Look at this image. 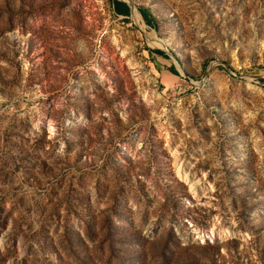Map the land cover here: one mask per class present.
I'll return each instance as SVG.
<instances>
[{
    "label": "rangeland",
    "instance_id": "374dc122",
    "mask_svg": "<svg viewBox=\"0 0 264 264\" xmlns=\"http://www.w3.org/2000/svg\"><path fill=\"white\" fill-rule=\"evenodd\" d=\"M113 1L0 0V264H264V0Z\"/></svg>",
    "mask_w": 264,
    "mask_h": 264
},
{
    "label": "trees",
    "instance_id": "16d2710c",
    "mask_svg": "<svg viewBox=\"0 0 264 264\" xmlns=\"http://www.w3.org/2000/svg\"><path fill=\"white\" fill-rule=\"evenodd\" d=\"M113 5H114V8H115V11H116L117 15L124 16V17L130 16L131 8H130V6L127 3L121 2V1H118V0H114L113 1ZM139 11L142 14V16L144 17V19L146 20L148 25L151 26V25L154 24L155 20L152 17V15L149 12V10H147L145 8H139ZM150 45L152 47H160V46H158L156 44H153V43H150ZM160 54L165 55L163 52H160ZM170 71H171L172 74H174L176 76H179V73L177 72L175 66H172L170 68Z\"/></svg>",
    "mask_w": 264,
    "mask_h": 264
},
{
    "label": "water",
    "instance_id": "95a60500",
    "mask_svg": "<svg viewBox=\"0 0 264 264\" xmlns=\"http://www.w3.org/2000/svg\"><path fill=\"white\" fill-rule=\"evenodd\" d=\"M129 6L131 8V14H133L134 13V7L131 4H129ZM251 77H253L254 79H263L264 78V76H262V75H255V76H251Z\"/></svg>",
    "mask_w": 264,
    "mask_h": 264
}]
</instances>
